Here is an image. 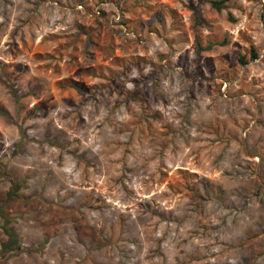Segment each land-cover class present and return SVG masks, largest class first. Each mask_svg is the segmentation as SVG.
Returning a JSON list of instances; mask_svg holds the SVG:
<instances>
[{
  "label": "rangeland",
  "instance_id": "374dc122",
  "mask_svg": "<svg viewBox=\"0 0 264 264\" xmlns=\"http://www.w3.org/2000/svg\"><path fill=\"white\" fill-rule=\"evenodd\" d=\"M0 109V264H264V0H0Z\"/></svg>",
  "mask_w": 264,
  "mask_h": 264
},
{
  "label": "trees",
  "instance_id": "16d2710c",
  "mask_svg": "<svg viewBox=\"0 0 264 264\" xmlns=\"http://www.w3.org/2000/svg\"><path fill=\"white\" fill-rule=\"evenodd\" d=\"M226 1L228 0H210V3L212 7L220 10L222 9ZM197 44L200 47L199 41H197ZM221 44H224V41H221V42L210 41L206 48L210 49L215 45H221ZM249 54L251 58L258 57V53L256 52L253 46H250ZM238 60L242 64L246 63L248 61L247 55L246 54L239 55ZM10 86H11V92L17 101L19 99L17 95V90L15 89L13 85H10ZM70 86L74 87L75 89H79L78 84L75 82H71ZM0 112L3 113L4 115H7L1 109H0ZM17 190H18L17 186L10 188V190L7 192V199L9 200L17 196ZM0 218L2 222L1 224L2 231L6 237L0 243V257H3L10 252H17V251L22 250V243L20 241L19 234L16 228L12 224L14 222V216H10L8 213H6V211L3 209V206L1 205H0Z\"/></svg>",
  "mask_w": 264,
  "mask_h": 264
}]
</instances>
